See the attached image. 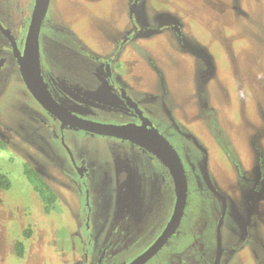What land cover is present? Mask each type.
Returning <instances> with one entry per match:
<instances>
[{
	"label": "rangeland",
	"instance_id": "1",
	"mask_svg": "<svg viewBox=\"0 0 264 264\" xmlns=\"http://www.w3.org/2000/svg\"><path fill=\"white\" fill-rule=\"evenodd\" d=\"M131 4L50 0L40 32V63L50 93L79 116L127 121L129 113L97 80L106 79L100 57L118 51L124 86L146 104L148 115L180 154L189 179L182 220L158 254L197 238L196 258L204 264L224 211L223 244L244 245L225 252L221 264H264V0H142L136 17ZM172 19L179 22L186 48L169 25ZM139 24V33L122 47L120 40ZM66 47L71 50L61 52ZM160 66L170 83L164 94L155 83L162 77ZM200 75L206 80L203 87L196 84ZM4 80L0 76V87ZM20 87L13 77L0 92V141L19 144L4 149L2 140L0 146V169L12 181L9 189L0 187V264H99L97 255L105 245L116 263L138 255L173 212L176 187L170 169L127 140L69 126L64 137L71 148L91 154L82 177L73 174L70 191L59 168L37 149L39 139L21 133L38 124L32 120L27 128L7 127L15 125L12 111L23 112L15 97ZM24 150L45 165L43 175L57 189L50 211L35 188L37 181L24 172L23 162L29 161ZM239 225L254 234L242 238L247 229ZM28 228L31 234L25 238ZM19 240L25 243L22 256L16 251ZM87 242L92 244L86 262Z\"/></svg>",
	"mask_w": 264,
	"mask_h": 264
},
{
	"label": "flooded vegetation",
	"instance_id": "2",
	"mask_svg": "<svg viewBox=\"0 0 264 264\" xmlns=\"http://www.w3.org/2000/svg\"><path fill=\"white\" fill-rule=\"evenodd\" d=\"M137 1L138 2L136 5V8L133 10L132 13L130 12L133 17H136L135 11L137 10V8H138V6L142 0H137ZM134 2H135V0H132V4ZM34 5H35V0H0V22L2 23V26L4 28H7V30L5 31L2 28V26H0V76H3L6 78V80H4L5 82L3 84L4 87H3V85L0 87V92L4 91L5 85H7V84L9 85V81L13 77H14V79H16L20 82V86H21L20 89L21 88L23 89L22 93L15 94V97H19V99H20L19 101L22 102V106L19 108H22L23 112H18L15 114L14 111H12L15 125H7V127H9V129H11V130H15V128H18V127L19 128H24V127L27 128L29 126L30 121H32V120L35 121L38 124L37 127H34V129L32 131L27 130L25 128L21 129V133L27 134L26 136L32 135L36 139H39V140H37V141H39L37 143L39 145V146H37V149L39 147V151L42 153L45 160L52 161V163L59 168L60 172L63 174V175H61V177L63 176L64 182H66V185H64V187H66L70 191H74V189H72V188H75L73 181H72V178L74 177L73 174L77 175L79 178L82 177V175L88 169L87 166L89 167V164L91 161V154L89 156V152H87V151L82 152L81 154H78L77 152H75L71 148V146L69 145V142L64 137V131H65L66 127H69L72 125H63L61 119L57 115H55L54 113L47 110L33 96L32 92L29 90V88L27 87V85L23 79V76H22L21 70H20V65L18 62V58H17L16 54L14 53L13 47L11 45V36H12L17 41L19 48L21 50H23L24 43H25V37L27 34V30H28V26L30 23V19L32 16L33 9H34ZM131 5H130V7H131ZM142 19L144 21H147V19L143 16H142ZM175 22L176 21L174 19H172L169 22V25L173 26L174 29H172V31H174L175 35H177V37L179 38L181 45H183L186 48L188 45L183 43L184 40H181V39H183L184 34L182 33V31L180 29V25H178L179 22H177V23H175ZM135 24H137V23L135 22ZM140 27H141V24H139V26H137L136 29H134L131 34L128 33L126 35V37H124L120 40L121 41L120 44L122 47L125 46L129 41L133 40L134 37H136V34L139 33ZM65 50H71V49L66 47L65 49H62L61 52L65 51ZM204 59H205V61L208 60V62L210 60L209 58H204ZM116 61H118V63H119L118 51H115L111 56L100 57V62L103 64L105 74H106V79H104L103 77H102L103 79H101L100 78L101 76L99 78H97L98 82H100V86L102 84H106L109 87L107 94L110 97H112V100L116 104L120 103L122 105V107L129 113V119L125 122L134 121V122L141 124L144 127H147L150 125V123H152L153 127L158 128L157 124L154 122V120L148 115V113H147L148 109L146 107V104H145V107L147 110L144 109L145 107L142 106V104H140L139 101L136 100L134 98V96L132 94H130V92L124 86V84L126 83V80H124L122 77V73H121L122 68H121V70H119V66L121 67L122 63H121V65H119V64H116ZM40 62H41V59H40ZM40 65H41V63H40ZM156 65H158V64H156ZM159 70H160L159 75L161 74L162 77L156 78L155 83L157 86L158 85L161 86V88L158 90L159 94H164L168 90L170 83H169L168 79L164 80L165 76L163 75V72L165 70L162 67ZM41 74H42V68H41ZM65 75L67 77L70 76V74L67 72H65ZM42 77H43V74H42ZM68 78H70V77H68ZM43 79H44V77H43ZM66 81L68 82V84H70L67 79H66ZM197 81H200L201 84H198ZM205 81L206 80H203L202 76H201V78H196V84L197 85H201V86L203 85L204 86ZM44 82L46 85L45 79H44ZM83 84L82 83L79 84L81 86V88H83ZM46 87H47V85H46ZM93 89H96V88H93ZM158 91H156V92H158ZM143 100L147 101V99H143ZM59 104L62 107L66 108L61 103H59ZM200 104L203 105L201 102H200ZM138 107L141 109V112L138 111ZM165 108L167 110H169L167 102L165 104ZM67 110H69V109H67ZM125 122H120V123H125ZM161 122L163 123L166 121L163 120ZM167 123L170 124V122H167ZM19 125H22L23 127H20ZM72 127L78 128L75 126H72ZM164 127L165 126H163V128ZM78 129H80V128H78ZM81 130H83V129H81ZM85 131H87V130H85ZM159 131H160V129H159ZM15 132L18 134H21L17 130ZM88 132H91V131H88ZM91 133H94V132H91ZM0 135H2V134H0ZM2 136H4V135H2ZM105 136H107V135H105ZM121 139L127 140V139H123V138H121ZM2 140H4V144H5V145L2 144L4 146V149H8L9 147L12 148V147L19 145V144L15 143L9 139L7 140V139L2 138L1 141ZM127 141L132 143V144H135L132 141H129V140H127ZM43 142H45L50 147H47V146L42 147L41 145L43 144ZM136 145H138V144H136ZM138 146H140V145H138ZM141 147H143V146H141ZM24 151H26V150H24ZM26 152H27V157L29 158V161L25 160L23 162V165L25 162H27L30 166L33 167L34 166L33 162H35V164L41 166L40 168H34V167L33 168L41 175V177L44 180H46V182L56 192L57 189L52 185L50 180H47V179H50V177L47 178L43 175L42 169H45V165L41 161H38L36 157H33V155L30 154L28 151H26ZM179 156H180V154H179ZM261 163L263 164V168H264V163L263 162H261ZM262 176L263 175H261V177ZM187 178H188V175H187ZM188 185H189V179H188ZM214 191L217 192L215 188H214ZM56 195H57V193H56ZM220 195H223V194L220 193ZM223 216H224V211H223L222 215H220V217L218 219V223H217L218 224L217 229H220V233H221V223H222L221 219H223ZM169 220H170V218H169ZM168 221H167V223H168ZM243 224H245V223H243ZM235 227L240 228V230H242L243 228L247 229L243 233L242 238H244L247 235L252 236L254 234V233H250V229L248 227H244V225L243 226L239 225V226H235ZM240 230L237 229V231L234 232L235 238L238 237V233L240 232ZM176 231H177V229H176ZM176 231L168 239V241L164 245H168V242L171 241L172 237L175 236ZM220 236H221V240H219L218 234H217L216 244L213 248L212 254H211L210 258H208L204 262V264H214L215 260H216V255L218 254V251L220 248H221V252L219 255L220 257L217 260L216 264H221L222 257H223L225 252H230V251L232 252V250L235 251L244 245V241H242V242L234 241V242L229 243L228 245H224L222 242V234H220ZM196 240H197V238H195L194 240H191L187 244L178 245V247L174 246L172 249H169L166 252H162V253L158 254L159 251L164 246L163 245L156 252L157 254L154 253L144 264H149V262L152 261L154 256H156V255L158 257L155 258V260L152 264H200V262L196 258V252H197V249L199 248V243ZM152 243L147 245L141 252H143L145 249H147ZM91 244H89L87 242V245H85L86 248H84V250H85V259L84 260L86 262L88 261V256H89L88 253L90 252ZM108 248H109L108 245H105L102 249H100V251L97 255L99 257L97 259L99 264H115L116 263L113 261L114 259H113L112 255L108 254ZM141 252L139 254H141ZM135 257H132L131 259H128L127 261H118L116 264H123V263L129 262ZM107 262H109V263H107Z\"/></svg>",
	"mask_w": 264,
	"mask_h": 264
},
{
	"label": "water",
	"instance_id": "3",
	"mask_svg": "<svg viewBox=\"0 0 264 264\" xmlns=\"http://www.w3.org/2000/svg\"><path fill=\"white\" fill-rule=\"evenodd\" d=\"M137 0L131 5L130 12L136 8ZM50 0H35L34 9L25 37L24 48L21 50L17 41L11 36V45L18 58L23 79L32 92L33 96L50 112L57 115L63 125H72L83 130L91 131L100 135H109L127 139L135 144L143 146L161 159L170 169L176 187V200L170 220L155 241L137 255L131 261L123 264H144L156 253L175 233L178 228L186 207L188 197V178L182 159L173 144L152 123L144 127L141 124L129 121L125 123L103 122L85 118L62 107L51 95L46 87L41 74L40 65V32L44 18L48 12ZM0 26L2 23L0 22ZM2 28L6 31L7 28ZM138 111L141 109L138 107ZM220 229L218 238L221 240ZM221 248L216 255L219 259Z\"/></svg>",
	"mask_w": 264,
	"mask_h": 264
},
{
	"label": "trees",
	"instance_id": "4",
	"mask_svg": "<svg viewBox=\"0 0 264 264\" xmlns=\"http://www.w3.org/2000/svg\"><path fill=\"white\" fill-rule=\"evenodd\" d=\"M0 146H2V141H0ZM24 172L26 176L34 181H37L35 184V188L39 193L42 201L44 202L45 210L50 211L52 206L55 204L57 200L56 192L52 189V187L44 180L41 175L27 162L24 163ZM12 185L11 178L8 173L4 170L0 169V187L3 189H9ZM25 238H28L31 234V228L24 230ZM25 250L24 240H19L16 243V251L17 254L22 256Z\"/></svg>",
	"mask_w": 264,
	"mask_h": 264
}]
</instances>
